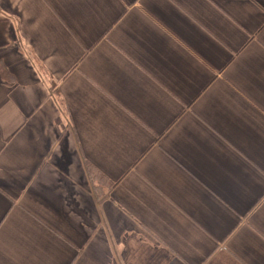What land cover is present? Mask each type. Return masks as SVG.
<instances>
[{"label": "crops", "instance_id": "1", "mask_svg": "<svg viewBox=\"0 0 264 264\" xmlns=\"http://www.w3.org/2000/svg\"><path fill=\"white\" fill-rule=\"evenodd\" d=\"M0 63V264H264V0H0Z\"/></svg>", "mask_w": 264, "mask_h": 264}, {"label": "trees", "instance_id": "2", "mask_svg": "<svg viewBox=\"0 0 264 264\" xmlns=\"http://www.w3.org/2000/svg\"><path fill=\"white\" fill-rule=\"evenodd\" d=\"M0 77L3 79H8V77H10L1 63H0ZM86 168L90 171L91 176L95 175V178L97 177V174L96 173L94 174V172L92 171L91 166L86 165Z\"/></svg>", "mask_w": 264, "mask_h": 264}]
</instances>
